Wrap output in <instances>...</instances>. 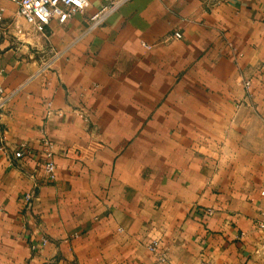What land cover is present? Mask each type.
I'll use <instances>...</instances> for the list:
<instances>
[{
	"label": "crops",
	"instance_id": "0c3cea01",
	"mask_svg": "<svg viewBox=\"0 0 264 264\" xmlns=\"http://www.w3.org/2000/svg\"><path fill=\"white\" fill-rule=\"evenodd\" d=\"M102 3L0 0V264H264V0Z\"/></svg>",
	"mask_w": 264,
	"mask_h": 264
},
{
	"label": "built area",
	"instance_id": "2783aa9c",
	"mask_svg": "<svg viewBox=\"0 0 264 264\" xmlns=\"http://www.w3.org/2000/svg\"><path fill=\"white\" fill-rule=\"evenodd\" d=\"M18 5V15L29 24L34 30L45 34V28L48 26L52 19H56L59 23L65 22L75 11H81L87 0H11ZM126 0H102V5L88 18V30H91L99 26L106 16L112 11L116 10L118 6ZM1 17V11H0ZM172 36L174 38H180L181 33L174 31ZM51 52L52 47L48 48ZM52 56L55 59L58 55ZM50 60L45 61L39 72H43L50 68ZM10 96L3 93L0 87V113L4 109L6 103L9 101ZM91 146L81 147L79 145H70L63 149L61 155L65 158L83 162L87 158H91L93 154ZM30 149L27 146L19 147L15 150L14 157L21 158L28 154ZM57 152L55 151L52 140L43 134L40 139V158L43 166V170L47 176L51 179L54 178L56 162L55 157ZM30 193L26 194V199H29ZM43 243H46L45 239H42ZM156 242L150 245V248L154 249Z\"/></svg>",
	"mask_w": 264,
	"mask_h": 264
}]
</instances>
